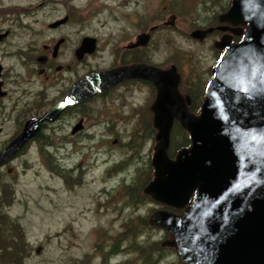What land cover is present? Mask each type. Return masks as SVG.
<instances>
[{
    "label": "rangeland",
    "instance_id": "obj_1",
    "mask_svg": "<svg viewBox=\"0 0 264 264\" xmlns=\"http://www.w3.org/2000/svg\"><path fill=\"white\" fill-rule=\"evenodd\" d=\"M148 1L132 0V11L125 13L122 0L106 2L117 3V10L112 6L106 10L98 8V0H64L58 4L53 0H0L3 5L0 29L10 32L0 45V64L5 71L6 89L11 92L1 101L9 121L0 142L12 134L9 128L12 121L23 124L32 115L28 105L34 103L33 99L26 94L15 95L16 86H30L33 91L45 87L48 97H57V100L68 93L59 94V87H48L35 73L40 68L35 59L44 53V44L52 45L58 36L67 38L69 52L58 61L64 65L72 60L71 51L82 37L98 40L100 48L87 57L85 68L73 64L70 73L57 74L53 70L57 84L62 82L71 87L85 73H98L109 67L117 41L126 45L134 34L161 23L162 18L165 21L172 11L179 16L176 27L153 33L147 50L148 62L154 66L177 67L181 79L178 91L182 97H189L188 111L198 116L202 84L208 80L217 59L212 42L218 36L214 34L198 42L189 34L205 25L211 16L194 2L178 13L174 1L167 8L156 0L144 6ZM40 3L42 6L38 8ZM147 9L152 15L144 20ZM218 10L219 7H213L210 13ZM132 13L136 14L134 23L125 18ZM67 14L71 16L70 23L55 30L48 27ZM25 15L34 19L36 37L32 39L29 33L23 44L21 34L24 24L28 23ZM32 57V64L24 66L26 58ZM155 95L152 83L149 86L137 82L111 92L107 98L92 96L88 99L87 111L97 117L87 121V135L71 136L70 126L59 120L52 131L40 133L38 140L8 165L14 177L5 168L2 170L6 178L0 181V189L2 186L6 190L4 193L0 190L3 202L0 213L8 219L6 237L10 243L0 247V264H184L176 249L167 246L173 241L169 234L147 223L154 211H167L175 216L182 213L143 194L153 179V132L157 131L153 129L149 107ZM77 105L71 110L75 111ZM94 123L101 128L92 130L90 126ZM179 139L178 134H170V142ZM183 139L189 143L185 135ZM168 151L169 148L167 154ZM108 208L114 212L104 213ZM112 217L119 218L115 221L116 231L103 245L104 233L108 232L104 228L115 224L110 220ZM122 233L118 252L113 253L111 247ZM162 242L167 245H161ZM23 243L27 248L25 259Z\"/></svg>",
    "mask_w": 264,
    "mask_h": 264
},
{
    "label": "water",
    "instance_id": "obj_2",
    "mask_svg": "<svg viewBox=\"0 0 264 264\" xmlns=\"http://www.w3.org/2000/svg\"><path fill=\"white\" fill-rule=\"evenodd\" d=\"M222 20L247 27L242 41L230 46L215 67L198 116L188 111L189 97L178 91L180 76L174 67L135 65L90 74L78 85L86 83V96L92 97L123 79L153 84L150 109L157 133L153 179L144 193L183 213L157 211L148 223L166 230L184 264H264V0H236ZM210 31L194 30L190 36L201 40ZM227 38L215 47H226ZM148 40L149 34H141L133 46ZM95 50L96 40L85 37L75 54L80 59ZM174 121L188 133L190 146L171 159L167 149ZM38 125L37 120L26 121L0 152V162L28 142Z\"/></svg>",
    "mask_w": 264,
    "mask_h": 264
},
{
    "label": "flooded vegetation",
    "instance_id": "obj_3",
    "mask_svg": "<svg viewBox=\"0 0 264 264\" xmlns=\"http://www.w3.org/2000/svg\"><path fill=\"white\" fill-rule=\"evenodd\" d=\"M44 1H50V0H44ZM122 1H124V3H125V8H126L125 13H130L132 11V8H133L132 0H129V1L122 0ZM142 1L145 2L148 0H142ZM156 1H159L160 3H162L165 8H167L169 6L170 2L174 1L175 2L174 5H175L178 13H179L180 9H182L184 6H187L188 4H190L192 2H194L197 5V7H204L206 9V13L211 16L209 21L205 25H203L202 27L195 28V29L191 30L190 34L194 30L206 31L208 29L209 30L211 29V31L207 32L201 40H196V39H194V40H196L198 42L205 41L206 39H208L212 35L216 34L218 36V40H214L212 42V47H213V49H215L217 51V59L221 57L223 52L229 46L239 43L244 36V32H245L247 25H233L228 21L222 20V16L228 12L229 8L233 4V2L236 0H156ZM53 2L57 3V4L61 3V2L64 3V0H53ZM127 3L129 6H127ZM150 3H151V0L146 2L144 4V6H146L147 4H148L147 6H149ZM40 6H42L41 3L39 5H37L38 8ZM71 6L73 7V5H71ZM216 6L219 7L220 10H218L217 13L211 14L210 9L213 7H216ZM2 7H3V5L1 6V3H0V9ZM115 10H117V3H116V9ZM146 12H147L146 15L143 14L144 20H146L147 18H149L152 15V11H150V9H147ZM135 15H136L135 13H132L130 15L125 16V18L129 19V21L131 23H134V18H135L134 16ZM24 18L26 19V17H24ZM178 19H179V16L177 14H175L174 11H172V14L170 13L168 18L165 21H164V18H162L161 23L147 27L143 31H140L137 34H134L133 40L129 41L126 45H122L123 43L121 44V40L117 41L116 45L113 47V60H112L111 64L105 70L99 71L98 73H103V72L115 70V69L128 68V67L135 66V65L152 66V67H155V68H158L161 70H168L171 67H174V68H176V70H178L177 67L173 64H170L169 66L166 65V67L165 66L151 65L150 62H148L149 61V59H148L149 54L147 53V50L150 48V46L152 44L151 40H152L153 33H156L158 30H160L162 28H166V27H171L172 29H175L176 21ZM32 20L34 21L33 18H32ZM60 21H63V22L60 23L59 25L55 26V27H50L51 24H54V23L60 22ZM172 21H173V24L170 25V22H172ZM70 22H71V16L67 14V15H64L61 19H58V20L50 23L48 25V27L52 30H55V29H58L59 27L66 25ZM231 26H233V27H231ZM237 30L241 31L240 34L235 33ZM29 33H32L31 34L32 39H34L36 37V34H34L35 32H28L26 34H21L23 37L22 43H23V40L25 38H27V35ZM3 34H6V36L0 41V45L3 44L5 42V40L10 36V32L8 30L1 31V29H0V35H3ZM141 34H149V40H148L147 44H145L143 46L142 45L141 46H133L137 43L138 36ZM190 34H189V36H190ZM85 37H88V36L82 37L78 46L76 48L72 49V51H71L72 60H70V62L67 64L63 65L62 63H58L60 57H64L65 54L67 52H69V48H66L67 38L65 36L55 37L56 41L52 45L44 44L42 47V49L44 50V53L35 59L36 63H38V66L40 67L37 70V72H35L36 75L38 77H42L45 80V82L47 83L48 87H56V86L59 87V90H58L59 94H61L63 92H68L66 95L70 94L75 101V104L73 106H64L62 104L64 95L61 97V99H58V100H57V97H48V92H47L45 87H41V89L39 91H33L30 88V86L25 87V88L17 87V86L15 87V92H14L15 95L23 96L24 94H26V96L33 99L32 102H34V103L31 105H28L32 109L29 112V113H32V115L27 117L23 121V124L22 123L20 124L18 121H12L13 122L12 127H9V128H11L13 130V132L8 139H6L3 142H0V152L5 150V148L11 143V141L14 140L22 132V130L24 128V124L26 121L37 120V121H39V125H38V128H37L35 135L28 142H26L20 149H18L16 151V153L14 155H12L10 158L0 162V181L3 182V180L6 178V176L2 175V170L4 168L7 170L10 177H14V171L12 168H8V165L15 158H17L19 155H22L24 150L27 149L28 147H30V144L36 142L39 138L40 133L42 135L46 131H49V130L52 131L53 128L55 127V123L58 122L59 120H62V123L64 125L67 124L70 126L71 136L87 135L88 134V132H86V130H87L86 123L89 119L96 118L97 114H91L90 115L88 113V111H87L88 110V101H89L88 99L90 97L86 96L87 85H86V83L85 84L81 83V85H78V82L83 81L84 78H86L90 74H94L96 72L85 73V75L81 76L80 79L78 81H76L71 87H67L62 82H61L62 84L61 83L57 84L56 81L58 80V78L53 75V70L57 74H60L61 72L70 73L71 72V66L73 64L75 66H78V68H80V69L85 68L86 60H87V57L89 55L85 54L82 58L78 59L76 54H75L77 49L80 47L82 39ZM223 37H229L226 39L228 41L227 46L224 47L223 49L216 48L215 47L216 42H219L221 40V38H223ZM95 40H96V48L98 49V48H100V45H99L98 40L97 39H95ZM95 52H96V50H95ZM217 59H216V61H217ZM32 62H33V57L32 58H26V61L23 65L24 66L31 65ZM55 64H56V67H54ZM177 73H178V71H177ZM28 75L30 76L31 74L28 73ZM4 78H5V71H4L3 66L0 64V136L5 133L6 125L9 121V118L4 115V111H3L4 107L2 106L1 101L3 99L7 98L11 93L10 91H8L6 89V83H5ZM137 82L138 83H140V82L145 83V84H148L149 86L151 84V82H149V81L140 80V79H123L118 84H116L115 86L110 87L106 90H103L100 93H96L94 96L102 95V96H104V98H107L111 92H115L116 90H119L121 88L126 89L127 85L132 84V83H137ZM178 86H179V84H178ZM53 101H54V103L51 104V102H53ZM76 105H77L76 110L75 111L71 110ZM149 111L151 112L150 107H149ZM145 123H146V120H143V124H145ZM77 126H79V129L75 133H72L73 129ZM21 127H22V129L18 133V131ZM90 127H92V130L100 129L101 125L94 123ZM106 128L109 129L110 125H106ZM88 130H89V127H88ZM135 133H137V132H135ZM170 208H172V207H170ZM180 210L183 211V209H180ZM154 212H157V211H154ZM153 227H156V226H153Z\"/></svg>",
    "mask_w": 264,
    "mask_h": 264
},
{
    "label": "trees",
    "instance_id": "obj_4",
    "mask_svg": "<svg viewBox=\"0 0 264 264\" xmlns=\"http://www.w3.org/2000/svg\"><path fill=\"white\" fill-rule=\"evenodd\" d=\"M212 76V75H211ZM206 81L205 82H203V84H202V91H201V96H200V98H199V103L202 101V99H203V97H204V90H205V86H206ZM179 84H180V82H179ZM200 107V106H199ZM199 109V108H198ZM197 109V110H198ZM196 110V111H197ZM152 122H153V120H152ZM175 122H177V121H174L173 122V125H172V128H171V131H170V134H172V135H174V134H178L179 136H181V139H179V141H177V142H174V141H171L170 142V136H169V142H170V145H168V148H169V151H168V156L170 157V158H174L175 156V154L177 153V152H179L180 150H182V149H184V148H187V147H189V145H190V143H185V140L183 139V135H185L187 138H189V136H188V134H186L187 132L180 126V124L178 123H175ZM153 126V125H152ZM154 129V128H153ZM155 130V129H154ZM182 132H184V134L182 133ZM186 132V133H185ZM153 136H154V138H155V132H153ZM147 186V185H146ZM1 188H2V193H4V191L6 190V189H3V187L1 186ZM126 188H129V187H126ZM143 194H145L144 193V189H143ZM145 196L146 197H150L149 195H146L145 194ZM151 198V197H150ZM152 199V198H151ZM0 200H2V199H0ZM2 204H3V202H1L0 201V208H1V206H2ZM149 219V218H148ZM7 221H8V219H7V217L6 216H4L3 214H1L0 213V247L2 246H6L8 243H10V239L8 238V237H6V232H7V227H9V226H6L7 225ZM148 222V221H147ZM149 225V224H148ZM150 226V225H149ZM105 234V233H104ZM124 236V233H122L121 235L119 234L118 235V237H117V239L115 240V242H114V244L112 245V252L113 253H115V252H118V250H117V246H118V244L119 243H121V239H122V237ZM110 238V237H109ZM125 238H129V237H125ZM103 239H104V237H103ZM133 239V238H132ZM134 244V242H132V245ZM164 244V242H162L161 243V245H163ZM103 245H105L104 243H103ZM131 247V246H130ZM17 250H19V247L17 248ZM122 250H124V249H122ZM26 252H27V248H26V244L25 243H23V249H22V257H23V255H24V259H25V257H26ZM12 259H13V262L15 263L16 262V259H15V257L13 258L12 257ZM126 264H130V263H126Z\"/></svg>",
    "mask_w": 264,
    "mask_h": 264
},
{
    "label": "bare ground",
    "instance_id": "obj_5",
    "mask_svg": "<svg viewBox=\"0 0 264 264\" xmlns=\"http://www.w3.org/2000/svg\"><path fill=\"white\" fill-rule=\"evenodd\" d=\"M107 1H109V0H98V4H97L98 5V8H100L102 10H106V9H108V7H111V6H112V9L116 8V3H111V5H110V4L106 3ZM127 1H129V0H127ZM127 6H129L128 3H127ZM25 17H26V21L28 23H25L24 24V29L22 30V34H26L28 32H36V29H35V26H34V21L32 19H30L26 15H25ZM102 195H104V194H101V196ZM107 212L108 213L114 212V209L113 208H111V209L108 208V209L104 210V213H107ZM118 219L119 218H117V217L110 218V220L113 221V222H115ZM116 222H115V224L111 228H108L107 227L108 230L104 228V230L108 231V232H105V234H104L103 243L105 245L107 244V241L109 240V237H110L111 233H113L114 231H116Z\"/></svg>",
    "mask_w": 264,
    "mask_h": 264
},
{
    "label": "snow or ice",
    "instance_id": "obj_6",
    "mask_svg": "<svg viewBox=\"0 0 264 264\" xmlns=\"http://www.w3.org/2000/svg\"><path fill=\"white\" fill-rule=\"evenodd\" d=\"M69 103H71V101H69Z\"/></svg>",
    "mask_w": 264,
    "mask_h": 264
}]
</instances>
